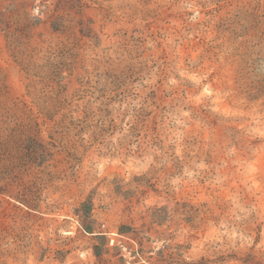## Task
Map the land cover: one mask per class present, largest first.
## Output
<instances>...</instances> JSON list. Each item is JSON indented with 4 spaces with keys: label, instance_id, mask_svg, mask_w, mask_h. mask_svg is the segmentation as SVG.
I'll return each mask as SVG.
<instances>
[{
    "label": "rangeland",
    "instance_id": "obj_1",
    "mask_svg": "<svg viewBox=\"0 0 264 264\" xmlns=\"http://www.w3.org/2000/svg\"><path fill=\"white\" fill-rule=\"evenodd\" d=\"M0 264H264V0H0Z\"/></svg>",
    "mask_w": 264,
    "mask_h": 264
}]
</instances>
